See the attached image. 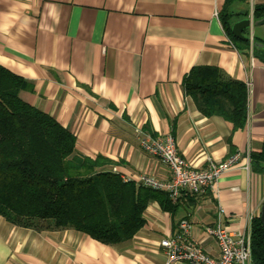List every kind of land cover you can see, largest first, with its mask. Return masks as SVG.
<instances>
[{"label":"crops","instance_id":"crops-1","mask_svg":"<svg viewBox=\"0 0 264 264\" xmlns=\"http://www.w3.org/2000/svg\"><path fill=\"white\" fill-rule=\"evenodd\" d=\"M226 0H0V65L31 87L21 97L76 136L77 150L111 162L102 170L137 183L170 178L169 167L145 151L141 134H173L197 169L237 155L235 165L202 196L184 192L172 211L151 200L145 225L130 239L105 244L70 227L36 231L0 215V264H188L169 262L161 241L187 219L191 235L220 255L205 227L222 209L227 230L251 234L264 206V172L250 152L264 141V61L254 53L264 24H253L252 48L233 45L220 21ZM264 0L236 1L234 13ZM244 17L236 16L234 21ZM253 21H254V17ZM262 54V51H259ZM196 66L216 67L248 88V119L233 129L203 114L183 80ZM250 84V86H249Z\"/></svg>","mask_w":264,"mask_h":264},{"label":"trees","instance_id":"trees-1","mask_svg":"<svg viewBox=\"0 0 264 264\" xmlns=\"http://www.w3.org/2000/svg\"><path fill=\"white\" fill-rule=\"evenodd\" d=\"M226 0L220 21L234 46L250 50L251 40L231 31L236 16ZM254 19L264 17V4L255 5ZM254 53L264 61V40L256 39ZM262 54H259V51ZM185 92L207 116L219 115L233 129L248 119V88L213 66H196L183 80ZM25 79L0 65V215L17 226L50 230L66 226L105 244L132 238L146 223L144 212L151 200L163 209L174 206L164 190L138 185L119 173L102 170L111 161L81 154L76 136L58 120L24 100L30 90ZM255 170L264 172V141L250 152ZM252 264H264V223L261 216L251 225Z\"/></svg>","mask_w":264,"mask_h":264},{"label":"built area","instance_id":"built-area-1","mask_svg":"<svg viewBox=\"0 0 264 264\" xmlns=\"http://www.w3.org/2000/svg\"><path fill=\"white\" fill-rule=\"evenodd\" d=\"M140 144L145 151L157 156L169 167L171 176L167 180H159L141 175L137 184L164 190L173 203H177L184 192L193 196L207 194L214 189L220 175L238 160L237 155L223 162L211 160L206 168L197 169L181 155L173 134H141ZM222 212L220 209L214 223L205 227L206 233L214 237L219 245L218 257H212L205 252L191 235V223L183 219L175 234L164 238L160 243L168 254V263L180 261L188 264H252L251 234L236 235L227 230L222 222Z\"/></svg>","mask_w":264,"mask_h":264},{"label":"water","instance_id":"water-1","mask_svg":"<svg viewBox=\"0 0 264 264\" xmlns=\"http://www.w3.org/2000/svg\"><path fill=\"white\" fill-rule=\"evenodd\" d=\"M253 15H250V17H244L240 20L234 21L231 27V31L235 37L241 40H248L250 39V35H246V31H250L253 24L261 25L264 24V17L261 19H254L253 21ZM261 218L264 223V206L261 213Z\"/></svg>","mask_w":264,"mask_h":264},{"label":"rangeland","instance_id":"rangeland-1","mask_svg":"<svg viewBox=\"0 0 264 264\" xmlns=\"http://www.w3.org/2000/svg\"><path fill=\"white\" fill-rule=\"evenodd\" d=\"M60 227V226H57V228ZM56 228V227H55ZM36 231H40V230H36Z\"/></svg>","mask_w":264,"mask_h":264}]
</instances>
